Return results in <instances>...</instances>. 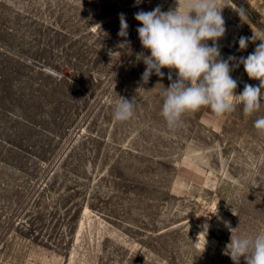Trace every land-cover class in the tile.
<instances>
[{"label": "rangeland", "instance_id": "374dc122", "mask_svg": "<svg viewBox=\"0 0 264 264\" xmlns=\"http://www.w3.org/2000/svg\"><path fill=\"white\" fill-rule=\"evenodd\" d=\"M218 3L221 57H247L261 41L238 40L264 37V0ZM178 4L0 0V264H233L224 222L264 232V104L204 107L170 129V70L141 79L150 52L134 14ZM231 76L236 94L259 85L242 64ZM119 96L135 100L128 121L114 119Z\"/></svg>", "mask_w": 264, "mask_h": 264}, {"label": "clouds", "instance_id": "9594fccd", "mask_svg": "<svg viewBox=\"0 0 264 264\" xmlns=\"http://www.w3.org/2000/svg\"><path fill=\"white\" fill-rule=\"evenodd\" d=\"M141 0H136L140 4ZM218 0H183V5L162 11L160 6L151 11H138L134 14L140 23L136 31L143 49L150 55H143L146 65L142 81L147 83L154 73L161 79L169 69L170 85L164 87L161 95L163 104L161 116L167 126L174 129L180 126L186 113L209 108L216 116H223L243 106V113L251 116L264 104V37L241 36L239 50L248 47L249 42H261L247 57H221L218 41L225 36L226 25ZM243 10L239 16H243ZM120 37H127L128 23L123 13L119 14ZM208 41H212L209 45ZM236 61V63H233ZM243 65L249 79L259 81L258 86L244 84L242 93L236 94L237 80L231 72ZM176 78L173 79L172 71ZM114 110V119L124 122L135 114V100L119 96ZM254 127L264 131V117L255 120ZM225 227L231 232L230 243L226 246L233 264H264V232L255 236H233L235 229L225 221ZM206 234L208 225L204 226ZM207 240L205 238L204 249ZM204 251V250H203Z\"/></svg>", "mask_w": 264, "mask_h": 264}]
</instances>
